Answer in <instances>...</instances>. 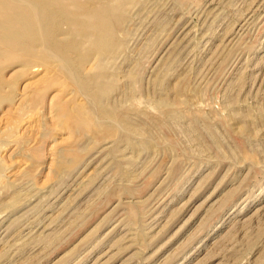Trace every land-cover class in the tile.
<instances>
[{
    "label": "rangeland",
    "instance_id": "obj_1",
    "mask_svg": "<svg viewBox=\"0 0 264 264\" xmlns=\"http://www.w3.org/2000/svg\"><path fill=\"white\" fill-rule=\"evenodd\" d=\"M77 1L0 60V264H264V0Z\"/></svg>",
    "mask_w": 264,
    "mask_h": 264
},
{
    "label": "bare ground",
    "instance_id": "obj_2",
    "mask_svg": "<svg viewBox=\"0 0 264 264\" xmlns=\"http://www.w3.org/2000/svg\"><path fill=\"white\" fill-rule=\"evenodd\" d=\"M67 5L76 7L73 15H76L77 33L86 38L87 25L91 22L97 26L101 15L100 12H92L90 3L82 5L77 0H0V60L14 58L17 50H21L26 61L30 57L42 60L47 54L42 50V43L47 45V51H52L53 56L63 55L64 58L67 52L59 49L63 44L57 46L59 37L55 36L54 28L60 19H70L66 13H61ZM85 6L89 9L81 10ZM47 23L49 26L44 29Z\"/></svg>",
    "mask_w": 264,
    "mask_h": 264
}]
</instances>
